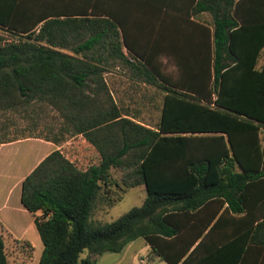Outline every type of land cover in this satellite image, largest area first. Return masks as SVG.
Masks as SVG:
<instances>
[{
  "label": "trees",
  "instance_id": "16d2710c",
  "mask_svg": "<svg viewBox=\"0 0 264 264\" xmlns=\"http://www.w3.org/2000/svg\"><path fill=\"white\" fill-rule=\"evenodd\" d=\"M169 2L149 0L155 15L141 32L92 3L26 29L0 24L12 35L0 38V131L25 123L0 143L80 134L98 156L83 167L53 149L22 179L20 202L42 244L37 264H95L138 237L166 264H264V235H255L264 225V63L253 69L264 0ZM112 69L161 92L153 124L117 104L104 78ZM139 185V206L89 220Z\"/></svg>",
  "mask_w": 264,
  "mask_h": 264
},
{
  "label": "crops",
  "instance_id": "0c3cea01",
  "mask_svg": "<svg viewBox=\"0 0 264 264\" xmlns=\"http://www.w3.org/2000/svg\"><path fill=\"white\" fill-rule=\"evenodd\" d=\"M148 2L149 0H0V24L26 29L34 23L37 17L79 13L77 11L92 3L95 13L117 15L125 25V30L141 32L151 29L147 26L150 25V19L155 15L150 10ZM179 4L180 0H172L171 6ZM165 6V4L161 5L162 8L157 16L161 18L165 16V13H163ZM257 15L259 17L264 15V9L259 8ZM199 16L204 18V22H210L207 12H201L197 15V17ZM156 21L165 24L164 21ZM151 22L155 23L154 20H151ZM263 63L264 43L258 51L253 69L260 70ZM258 135L260 143L264 145V126H259ZM74 138V143L78 144V148L81 150V157L79 158L81 162L78 165L85 167L96 163L98 160L96 152L80 134L69 137L62 144L32 137L0 143L1 235H12L17 239H25V235H32V239L37 240L38 233L34 226L33 216L20 202L21 181L46 154L53 149L61 150L60 148L64 144L69 143V140ZM64 155L69 158L67 154ZM88 156L91 157V161ZM255 235H264V225L256 231ZM134 240L128 242L119 252H116L117 256L108 257V264H121L127 255L133 264H142L144 260L148 262L161 260L150 251L149 245L144 240L133 246ZM32 244L34 245V242H31ZM139 258L142 259V263H139ZM95 264H97V261Z\"/></svg>",
  "mask_w": 264,
  "mask_h": 264
},
{
  "label": "rangeland",
  "instance_id": "374dc122",
  "mask_svg": "<svg viewBox=\"0 0 264 264\" xmlns=\"http://www.w3.org/2000/svg\"><path fill=\"white\" fill-rule=\"evenodd\" d=\"M207 17L211 20L208 13ZM198 19L204 21L202 16H199ZM0 38H2V41L11 40L12 35L0 28ZM161 62L164 71L173 73L174 68L169 61L163 57L161 58ZM104 78L111 90L113 97L120 107L129 111V113L135 115L138 120L144 123L153 124L157 120L161 100V92L158 89L130 79L116 69L105 72ZM23 126H25L24 122L7 125L3 132L0 131V136H15L17 131ZM39 129H41V126H38V130ZM64 141L60 142L59 144H62ZM74 141L75 138L70 139L69 143L64 144V146H62L60 149L76 164H79L81 162L79 160L81 157V150L78 148V144L74 143ZM88 158L90 161L92 160L90 156H88ZM113 174L114 176H118L119 173L114 172ZM114 196L117 197V194H114ZM144 196L145 191L142 185L130 187L121 194V197L112 202L111 205L95 206L91 211L89 220L94 224L110 222L128 211L130 208L139 206ZM2 238L4 241V250L8 264H37L42 248V244L38 238V235L37 240L32 239V235H25V239H17L12 235H2ZM142 241V238H136L133 241V246L139 244ZM31 242H34V245H31ZM27 243H29V246ZM85 255L86 250H83L79 254V258H83ZM117 255L118 254L116 252H104L98 257L97 264H108V257H115ZM121 264H133V262H130L129 256L127 255ZM142 264L166 263L161 260H154L151 262L144 260V263Z\"/></svg>",
  "mask_w": 264,
  "mask_h": 264
},
{
  "label": "built area",
  "instance_id": "2783aa9c",
  "mask_svg": "<svg viewBox=\"0 0 264 264\" xmlns=\"http://www.w3.org/2000/svg\"><path fill=\"white\" fill-rule=\"evenodd\" d=\"M138 261H139V263H142V262H143L141 258H139V260H138Z\"/></svg>",
  "mask_w": 264,
  "mask_h": 264
}]
</instances>
